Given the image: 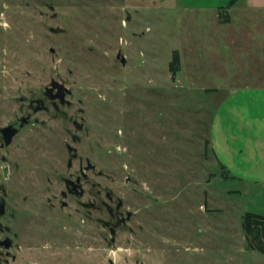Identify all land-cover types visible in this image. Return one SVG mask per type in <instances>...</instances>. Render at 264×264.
<instances>
[{"label":"rangeland","instance_id":"obj_1","mask_svg":"<svg viewBox=\"0 0 264 264\" xmlns=\"http://www.w3.org/2000/svg\"><path fill=\"white\" fill-rule=\"evenodd\" d=\"M57 75L70 90L61 109L83 123L80 131L70 126L81 137L77 154L93 164L82 200L100 205L101 197L114 208L120 199L126 220L73 199L61 207L60 176L74 177L79 159L67 168V118L40 112L38 127L24 128L5 151L7 224L18 246L7 264H264L241 218L264 214L250 178L263 175L264 163L246 161L255 148L221 149L235 167L225 172L211 147L219 112L220 146L235 143L225 128L232 109L256 124L242 128L246 141L264 134V0H239L221 14L177 0H0V119L15 112V95L41 94ZM36 134L45 144L53 135L58 146L42 144L47 159L35 169Z\"/></svg>","mask_w":264,"mask_h":264},{"label":"flooded vegetation","instance_id":"obj_2","mask_svg":"<svg viewBox=\"0 0 264 264\" xmlns=\"http://www.w3.org/2000/svg\"><path fill=\"white\" fill-rule=\"evenodd\" d=\"M51 8L52 7L50 6V9ZM52 16L55 17L56 13H53ZM50 27L51 26L48 27L49 31ZM63 31L64 28L60 32ZM50 32L54 34L59 33L53 31ZM50 49H52V47H50ZM115 57L120 61V63H125V61H123V56L119 51L116 53ZM46 83L47 84L44 83V87L42 88V90H38L39 92H41V94H36V92L32 90L29 93H32L31 95L36 96H29L27 100H24L25 98L21 93L15 95V100L19 101L18 106L15 108V112L13 113L11 118L6 119L5 121H3V119H0V178H3L4 181L7 178L9 169L7 166V156L5 151L7 147L13 142L15 136L21 133L22 130H24V128L26 127H31L33 129L37 128L38 126H33V124L39 123L44 119L43 117H41L40 112L54 110L55 112L61 113V115H58L60 117V123H64V119L67 118L66 127L63 128L64 134L66 135L62 140L65 141L63 142L64 148H66L69 154L66 159L67 168L70 169L72 167L73 159H79L78 173H76L74 177H72V175L69 176L70 174H72L70 172L68 173V175L60 176L61 182H63V188L58 192V196L60 197L58 202L60 203L61 207H65L67 206L68 202L73 199L74 201H77L80 206L93 208L97 205V202H95V199H97V197H94V200H82V198L86 195L83 188V181L86 182L88 178V174L86 173V171L91 170L93 168V164H91L88 157H85L83 161V159L78 156L76 144L78 141H80L81 137L78 133L71 131L70 128L72 124L76 131H80L83 128V123L81 121H77L75 118H71V114H68L64 109H61V107L70 105V99L68 98L70 96V90L60 79L59 75H57L56 78L50 77ZM56 116L57 115L54 114L53 117ZM58 127L60 128V126ZM8 131H12V134L9 136L10 138L8 137ZM8 138L10 139V141L7 143L6 140ZM42 144H45V142L42 140L40 135H34L33 147L35 153V169L41 167L45 155V150L43 149ZM45 145L46 148L51 147L54 149V151L58 146L56 144L55 138L53 139V135L48 138ZM46 159L47 155L45 156L44 161ZM73 173L75 172L73 171ZM100 193L101 190L97 189L96 194L100 196ZM105 197L109 201L112 200V195L110 194V192H106ZM97 206L100 208L104 206L112 221L119 224H123L125 222V217L119 211L121 207L120 199L116 201L114 208H112L100 197V205L98 204ZM8 213H10V215L13 214L12 212H9L7 205L6 181L3 182L2 180H0V264H7L9 257L14 260L15 254L10 251L13 247L15 249L18 247L17 245L16 247L13 246L12 239L9 236V226L7 224ZM126 215H128V212H126ZM100 222L103 223V225L108 223L104 222L101 219ZM108 228L110 231L111 228H113L115 232V228L112 225L108 224Z\"/></svg>","mask_w":264,"mask_h":264},{"label":"crops","instance_id":"obj_3","mask_svg":"<svg viewBox=\"0 0 264 264\" xmlns=\"http://www.w3.org/2000/svg\"><path fill=\"white\" fill-rule=\"evenodd\" d=\"M178 3L184 7V8H195V9H214L216 11L219 10L220 6H223L224 4H226L229 0H177ZM237 2H239V0H236L231 6H229L227 9H229L230 7H233L235 4H237ZM248 8L246 6H240L239 5V10L243 11V10H247ZM253 12V11H251ZM243 15V17L246 20H251L250 16ZM249 15H253L254 19H258L255 17H258V13L255 12L253 13H249ZM253 19V18H252ZM240 114L239 111H237L236 109H232L231 112H228V119H231L230 122H227L229 124V126L227 125L225 128L230 127V135L228 137H234V142L232 141H227L226 144L220 146L217 137H216V129L217 126H219V117H220V112L219 114H217L215 116V118L213 119V132H212V137H211V147L213 150V154L215 156V159H217V161L219 162V165L222 167L223 171L227 172L229 170H231V168L234 167V163L232 161H228V163L221 159L222 157L220 156L221 154V149H226V151H232L233 153H237V150L242 151L243 149H246V147H250V149L255 148L254 152H252V150L250 152L247 153V158L246 161L252 164H256V163H264V158L262 157V149H264V140H263V136L264 134H260L257 132V130L254 132L255 135L254 137L256 138H252V139H248L247 141L245 140L246 136H243V133L241 132L242 128H247V126H252V128H247V130L249 129H254V127H256V124L251 123L249 121H247V118L249 117V115L242 116V114H240V117L238 118V115ZM256 116V115H255ZM238 118V119H237ZM256 119V118H255ZM236 125L240 128V131L236 130L235 134H233L231 132V129L233 128V126ZM235 127V126H234ZM238 137V138H237ZM263 137V138H262ZM237 138V139H236ZM255 141L257 144V146L254 145H250L249 141ZM245 142L243 144V148H241L242 143ZM236 143H238L239 145H237ZM241 143V144H240ZM259 158V160H257ZM220 160H222L223 162H221ZM242 165H244L243 160H241ZM235 168V167H234ZM239 174L241 175H245L247 176L246 171L242 170V172ZM250 178L255 179V186L256 189L254 190L255 195L257 197H259V199L263 198V202H264V173L261 176H258L260 173H258V171L256 173H250ZM255 175L253 177V175ZM242 179V178H241Z\"/></svg>","mask_w":264,"mask_h":264},{"label":"trees","instance_id":"obj_4","mask_svg":"<svg viewBox=\"0 0 264 264\" xmlns=\"http://www.w3.org/2000/svg\"><path fill=\"white\" fill-rule=\"evenodd\" d=\"M236 0H229L226 4L219 7L218 13H225L226 9L231 6ZM228 17L223 18L227 20ZM178 68V55L177 52H173L172 59L170 61L171 71H175ZM242 226L247 239L248 247L258 250L264 254V214L245 211L242 214Z\"/></svg>","mask_w":264,"mask_h":264},{"label":"water","instance_id":"obj_5","mask_svg":"<svg viewBox=\"0 0 264 264\" xmlns=\"http://www.w3.org/2000/svg\"><path fill=\"white\" fill-rule=\"evenodd\" d=\"M49 29H50V31H53V32H60V31H62L63 28H61L60 26H51ZM123 61H124V58H123ZM7 133H8V137H9L12 134V131H8ZM9 138L6 140L7 143L10 141ZM111 233L114 234L113 228H111Z\"/></svg>","mask_w":264,"mask_h":264}]
</instances>
